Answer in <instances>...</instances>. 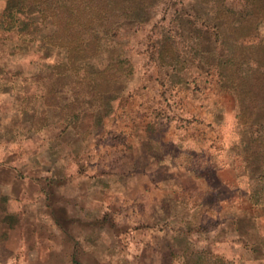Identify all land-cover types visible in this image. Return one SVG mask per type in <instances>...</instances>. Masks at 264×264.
<instances>
[{"label": "rangeland", "instance_id": "1", "mask_svg": "<svg viewBox=\"0 0 264 264\" xmlns=\"http://www.w3.org/2000/svg\"><path fill=\"white\" fill-rule=\"evenodd\" d=\"M117 1L78 67L0 0V264H264V0Z\"/></svg>", "mask_w": 264, "mask_h": 264}, {"label": "trees", "instance_id": "2", "mask_svg": "<svg viewBox=\"0 0 264 264\" xmlns=\"http://www.w3.org/2000/svg\"><path fill=\"white\" fill-rule=\"evenodd\" d=\"M103 4L101 0H4L2 31L16 34L22 42L39 41L38 48L45 47L47 52L56 48L73 66H84V60L106 48L118 64L125 60L119 52L113 56L116 51L109 45L116 33L113 11L118 1L103 0ZM33 13L36 18H32ZM41 25L51 31L47 39L35 34Z\"/></svg>", "mask_w": 264, "mask_h": 264}]
</instances>
